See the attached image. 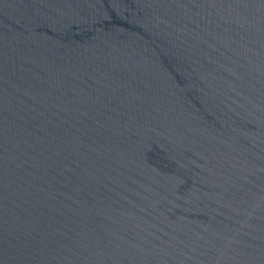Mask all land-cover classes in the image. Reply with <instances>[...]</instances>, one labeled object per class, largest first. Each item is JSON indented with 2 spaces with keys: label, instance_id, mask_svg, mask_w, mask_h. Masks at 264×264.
Segmentation results:
<instances>
[{
  "label": "water",
  "instance_id": "water-1",
  "mask_svg": "<svg viewBox=\"0 0 264 264\" xmlns=\"http://www.w3.org/2000/svg\"><path fill=\"white\" fill-rule=\"evenodd\" d=\"M0 264H264V0H0Z\"/></svg>",
  "mask_w": 264,
  "mask_h": 264
}]
</instances>
